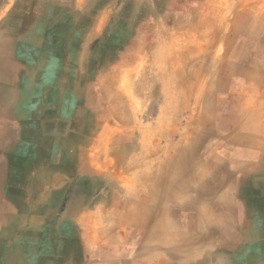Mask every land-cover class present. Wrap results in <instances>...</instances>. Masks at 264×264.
Listing matches in <instances>:
<instances>
[{
  "label": "rangeland",
  "instance_id": "1",
  "mask_svg": "<svg viewBox=\"0 0 264 264\" xmlns=\"http://www.w3.org/2000/svg\"><path fill=\"white\" fill-rule=\"evenodd\" d=\"M223 59L237 66L232 77ZM199 72L201 83L193 77ZM251 85L258 94L242 96ZM205 87L209 98L201 95ZM263 87L264 0H0V94L26 99V112L42 126L34 134L40 144L11 140L2 153L16 167V183L7 189L26 194L22 206L48 207L39 217L49 228L63 216L66 238L76 237L68 211L76 194L86 203L92 198L96 212L108 210L120 198L142 194L165 161L173 171L193 159L209 176L206 152L222 154L244 122L260 128L262 120L249 110L259 104L264 119ZM6 104L0 101V108ZM44 188L57 193L48 205L38 199ZM209 211L217 219L231 217ZM101 216L96 231L108 230ZM255 236L252 241H264ZM172 249L170 241L159 251L139 250L137 258L143 253L168 264H195L170 260L165 250Z\"/></svg>",
  "mask_w": 264,
  "mask_h": 264
},
{
  "label": "bare ground",
  "instance_id": "2",
  "mask_svg": "<svg viewBox=\"0 0 264 264\" xmlns=\"http://www.w3.org/2000/svg\"><path fill=\"white\" fill-rule=\"evenodd\" d=\"M235 3L237 4L236 1ZM223 60L226 64V68L223 70L226 73V77L227 74L232 77V75L238 71L235 70L237 66L227 62L226 59ZM178 76L180 79L178 82L184 81L185 78L183 76ZM193 77L195 80L200 81L199 83L204 80L200 72ZM35 90L36 89H34V91ZM190 93L191 90L187 89V95ZM254 93L258 94V89L254 88L252 85L248 86V89L242 90V94H244L242 96H246L247 98L248 95L250 97ZM201 95L206 98L211 96L206 87L203 88ZM212 95H214V93H212ZM261 95L264 96V89ZM2 100H5L7 104L0 108V180H5V178L9 180L14 174L15 167L13 168L10 163L12 159L10 162L5 160L7 161V166L3 165L4 157L2 158V153L4 150L8 149L7 145H9L11 140L18 144H24L26 147H30L36 140H38L40 144L42 142L41 136L38 135L36 138L34 134L37 133L42 126L40 123L41 120L35 122L26 112L27 109L24 107L26 99H24L25 101H16L15 97H5L3 94H0V101ZM206 100L208 104L210 100ZM246 100L248 101V99ZM247 101L245 104L247 103L248 106ZM259 107L260 105L257 104L254 108L249 110L253 118L258 121L259 119L262 120V122L259 123V129H255L254 120H252L250 124L244 122L241 128L242 132L230 138L231 140H229V143L231 144L224 145L225 149L222 154L217 151L206 152L204 154L207 158L211 159L208 161V166L211 168L210 171H213L210 173L211 176L219 174L221 176L231 177L230 181L226 183L219 192L215 193L212 200L208 198L206 192L208 175L205 177L203 169L196 168V162H194L193 159L182 163L178 161L179 164L174 167L173 171H170V166L172 165H170L169 162H160L158 174H155V178L148 181V185L151 184L156 188L163 187L165 189V195L162 197L158 196L156 202L148 208H143L145 203L143 192L135 196L128 195L124 198H120V203H111L113 206L112 208L108 210L103 209V212L99 213V215H102L101 217L104 218L103 220L108 223V230L96 231L98 227L97 219L92 223L96 231V240L108 244L111 247L113 256L116 255V252H119L120 258L128 261V264H168L161 256H145L143 253H138L139 257L137 258V252L139 250L144 253L152 250L159 251L161 246L169 245L170 241L175 243V249L165 250V255L172 261L195 259L193 263L202 264L205 260L218 258V260L230 259L231 261H238L239 264H250L264 258V241L260 243L254 242L250 238L252 235L264 236V119L259 115ZM29 110H31V108ZM40 118L41 117H39V119ZM232 145H238L239 149H233ZM173 151H176V149ZM231 168L234 170L243 169L245 173L234 174L231 172ZM234 170L233 172H235ZM164 177H166V181L162 180ZM133 179H135V177ZM140 191L141 190H139V192ZM48 193L49 192H47V195ZM55 196L56 194H54V196L51 194L49 199L51 198L53 201V197ZM74 200L75 199H73V201ZM42 204H49L48 196L42 201ZM209 208L213 209L215 212H225L231 217L225 220L217 219L212 215V212L209 211L211 210ZM2 216L3 215H1V217ZM178 227H180L182 231H179ZM20 246L22 245L20 244Z\"/></svg>",
  "mask_w": 264,
  "mask_h": 264
},
{
  "label": "crops",
  "instance_id": "3",
  "mask_svg": "<svg viewBox=\"0 0 264 264\" xmlns=\"http://www.w3.org/2000/svg\"><path fill=\"white\" fill-rule=\"evenodd\" d=\"M95 23H101V18ZM96 32L92 30V37H95ZM6 163L7 161L3 160L4 166H7ZM14 182L16 183L14 177L9 180L6 178L0 180V190H2L0 191V264H69V262L86 264L87 259L97 253V242L100 241L95 238L96 233L92 223L104 208L96 212V208L92 206V198L86 203L84 195H74L75 200L72 201V206H69L68 211L72 213L73 223L76 224V237L66 238L65 218L62 216L58 224L49 228L39 217L44 213L42 211L48 209L41 206L40 209L35 207L33 210L32 206L31 208H27L24 204L22 206L21 199L22 197L24 200L27 199L26 194L18 196L16 192L7 189ZM40 195L39 200L43 201L50 196V193L47 195L45 191ZM104 245L106 246L105 242ZM114 264H128V261L122 260L119 252H116Z\"/></svg>",
  "mask_w": 264,
  "mask_h": 264
},
{
  "label": "clouds",
  "instance_id": "4",
  "mask_svg": "<svg viewBox=\"0 0 264 264\" xmlns=\"http://www.w3.org/2000/svg\"><path fill=\"white\" fill-rule=\"evenodd\" d=\"M264 116V114H262ZM198 130H194L193 135L197 136ZM231 177L221 176L219 174L215 176L209 175L207 177V196L210 200L213 199L215 193L219 192L226 183L230 181ZM166 181V177L162 178ZM145 203L143 208H148L156 202V198L165 195V189L163 187L156 188L149 184L143 189ZM134 210V209H133ZM98 251L95 255L89 257L86 264H114L113 254L105 247L103 242H97ZM71 264V262H69Z\"/></svg>",
  "mask_w": 264,
  "mask_h": 264
}]
</instances>
